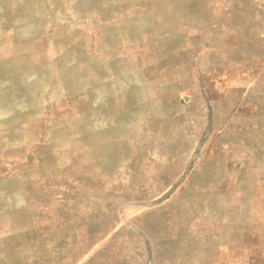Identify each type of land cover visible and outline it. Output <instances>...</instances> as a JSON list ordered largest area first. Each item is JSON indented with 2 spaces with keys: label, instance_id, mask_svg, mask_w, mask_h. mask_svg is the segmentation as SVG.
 <instances>
[{
  "label": "rangeland",
  "instance_id": "374dc122",
  "mask_svg": "<svg viewBox=\"0 0 264 264\" xmlns=\"http://www.w3.org/2000/svg\"><path fill=\"white\" fill-rule=\"evenodd\" d=\"M0 264H264V0H0Z\"/></svg>",
  "mask_w": 264,
  "mask_h": 264
}]
</instances>
